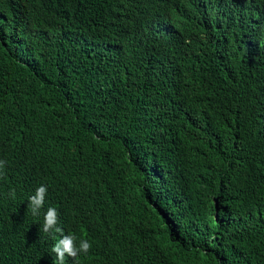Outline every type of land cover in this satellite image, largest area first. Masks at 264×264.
I'll return each mask as SVG.
<instances>
[{
  "label": "trees",
  "instance_id": "obj_1",
  "mask_svg": "<svg viewBox=\"0 0 264 264\" xmlns=\"http://www.w3.org/2000/svg\"><path fill=\"white\" fill-rule=\"evenodd\" d=\"M0 160V264H264V0H0Z\"/></svg>",
  "mask_w": 264,
  "mask_h": 264
},
{
  "label": "clouds",
  "instance_id": "obj_2",
  "mask_svg": "<svg viewBox=\"0 0 264 264\" xmlns=\"http://www.w3.org/2000/svg\"><path fill=\"white\" fill-rule=\"evenodd\" d=\"M191 10L184 2L176 3L166 14L175 18V28L180 38L181 31L187 27L189 22V16L191 15ZM190 23V22H189ZM191 24V23H190ZM192 25V24H191ZM196 26V24L192 25ZM66 160L71 164L74 160L73 156H63L62 166L66 164ZM3 166L2 160H0V167ZM46 187L40 186L36 189L35 194L29 197V204L33 215H37L39 210L43 206L44 197L46 194ZM57 223V212L54 208H48L44 214V224L43 231L48 232ZM57 232H60V228H56ZM91 245L83 237H76L74 235L63 236L52 248V251L56 254L57 264H64L65 255L69 258L71 264H104L103 253L93 250L90 255V261L86 263L84 258L91 251ZM107 256H111L108 253Z\"/></svg>",
  "mask_w": 264,
  "mask_h": 264
}]
</instances>
